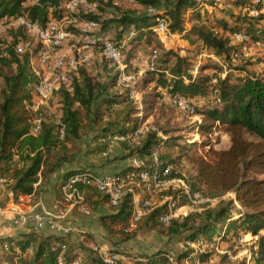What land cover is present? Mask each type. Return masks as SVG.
Masks as SVG:
<instances>
[{
	"label": "trees",
	"instance_id": "obj_1",
	"mask_svg": "<svg viewBox=\"0 0 264 264\" xmlns=\"http://www.w3.org/2000/svg\"><path fill=\"white\" fill-rule=\"evenodd\" d=\"M135 2L143 9L121 11L113 19H100L93 11L78 14L97 24L99 37L106 28L114 29L116 37L113 42L122 53L126 66L135 43L143 40L149 46L150 56L153 55L154 59L150 67L134 81V92L141 95L143 105H149L153 100L150 92H145L150 83H153L152 90L157 92L162 89V93L155 94L158 98L175 94L188 100H207L212 93V101L205 104L200 113L213 123L226 125L229 145L220 150L208 147L206 152L197 153L190 148L194 143H187L181 136L162 138L154 130L144 131L140 135L130 134L115 143L119 148L116 158L126 160L135 156L143 160V165L132 167L124 164L118 173H131L132 181L143 184L137 174L141 170L151 171L154 168L152 153L157 149L159 167L167 163L171 165L166 178L181 179L193 191L201 192L207 198L219 199L225 193L234 194L233 198L221 199L216 205L201 211L171 218L165 225L166 233L179 236L182 241L195 242L202 236L206 243H214L212 238L228 240V232L236 235L237 231L242 230L251 238L256 237L254 248L263 256L264 233L260 230L264 231V75L250 73L236 65H233V69L244 75H211L204 71L212 69L222 72V69L208 57H205V61L197 60V57L200 51L205 50L206 54L211 53L230 65L234 48L230 45L229 37L223 33L241 31L251 41L264 44V1H220L223 6L239 8L230 11L216 7L219 0H206L212 11L203 9L202 15L196 11V0ZM186 8L190 13L188 19L194 20L188 27L184 23ZM67 15L70 13L59 8L57 0H0V22L24 17L44 28L50 19ZM160 19L166 22L169 33H184L189 44L186 55L166 49L158 40L152 45V28ZM26 36V30L21 25L11 42L0 41V177L4 179V191L10 193L14 201L18 195H35L44 191L50 176L63 165L75 164L82 156L106 152L108 144L101 141L106 134L130 133L146 116L139 115L138 101L129 96V90L118 88V64L105 56L101 57L95 73L88 71L84 65L70 71L66 81L60 83L49 98L48 105L39 104L35 110H31L35 96L32 83L37 76L31 68L30 52L17 53L14 45ZM121 40L125 43L123 47ZM197 42L201 44L200 47L196 45ZM193 68H198V73H192ZM213 80L215 83L211 82ZM34 119H38V129L31 133ZM191 126H194V130L209 128L198 123ZM60 129L63 136L58 139ZM88 134L90 138L83 148L79 142ZM180 140L184 143H179ZM186 164L191 165L193 173L188 170L183 172ZM76 170L64 172L62 181ZM185 172L188 177H185ZM135 182L133 186L137 196L146 198V191L137 188ZM78 188L89 203L107 205L109 211L100 217L107 229L111 230L113 224L118 222V229L122 231L121 226L132 213L131 192H127L114 207L109 205L107 195L94 185L78 184ZM173 195L174 199L178 198V205L185 204L183 195H176V192ZM166 205L167 202H164L151 208L135 225L146 224L149 228L158 224L164 226L158 221V215ZM237 205L245 211L236 209ZM233 214L238 217H233ZM223 226L225 235L220 236L218 232ZM63 240L62 236L53 233L44 235L32 231L0 237V242L8 244V249L0 253V264H58L57 245ZM30 242L33 249L25 252ZM85 242L80 241L77 247L68 242L62 264H73L79 260L78 249L87 250ZM192 252L193 249L185 245V250L176 256L175 261L191 260L193 256L199 259L207 257L205 251H195L191 255ZM122 255L117 264H164L169 259L164 251L139 255L122 252ZM88 261L96 259L91 257Z\"/></svg>",
	"mask_w": 264,
	"mask_h": 264
},
{
	"label": "rangeland",
	"instance_id": "obj_2",
	"mask_svg": "<svg viewBox=\"0 0 264 264\" xmlns=\"http://www.w3.org/2000/svg\"><path fill=\"white\" fill-rule=\"evenodd\" d=\"M93 1L94 3H92ZM220 1L222 2V0H219V2L215 4L217 5L216 7H224L230 11H237L239 9H234L228 5L223 6ZM255 1L256 0H254V2ZM196 2V11L200 12L201 15L203 9H207L210 12L212 11V8L206 4V0H196ZM96 6L100 9L99 11ZM76 7L80 14L93 11V13H97L100 19L116 18L121 11L130 9H137L140 11L143 9L135 2V0H84V2L77 4ZM188 10L189 9L187 8L185 10L186 17L184 22L187 27L194 22V20L188 19L190 14ZM251 13L255 14L254 12ZM53 20L58 22V27L61 31H66L69 34L67 37L60 38L58 40V45H49L45 47L39 42L35 33L28 31H26V38H24V40H19L16 43H22L26 51H33V49L36 48L33 54V65L36 70L39 71L42 78L52 80L58 77L60 78L58 84L63 83L66 81L68 73L70 71H74L76 67L80 65H84L88 71L95 73L98 64L101 61V57L105 56L107 59L119 62V65L123 70L124 80L117 84L118 88L122 91L128 89L129 96H132L138 101L140 109L139 115H146L142 117L139 124H136L132 128L134 130V128L137 127L134 131L132 130L133 133L139 132L138 135H140L143 134L144 131L154 130L162 138L181 136L184 137L187 143H194V145L190 148L197 153L206 152L208 147H212L217 150L228 147L229 134L226 131V125L223 123H213L211 120L203 117L200 113L203 106L212 101V93L207 96V100H203L201 98L190 100L193 110L189 112L181 111L177 108V106H174L170 102L169 97L165 95H163L162 98H158L156 96L157 102L153 107V101L156 99L155 94L162 93V89H158L156 92L151 88L153 87V83H150L145 92H150L153 100L152 103H149V105H143L141 102V95L134 92V81H136L137 77L150 67V62L154 59L153 55L150 56L149 46L146 45L145 41L142 40L139 44H134L132 57L126 66L123 63L122 53L118 51L119 49H115V56H110L107 52L103 51V44L100 40H98L100 38L102 39V42H109L110 45L115 47L113 40L116 37V32L114 29L106 28V30L103 31L102 36L99 37V30L96 29L97 26L86 27L81 21L76 19L74 15L70 14L63 16L60 19L57 18ZM22 21L23 20L20 18L15 20L3 19V22H0V41H6L7 43L11 42L16 29L22 25ZM224 34L229 37L230 45L234 48V52H232L231 64L226 65L219 57L214 56L211 53L206 54V51L203 50L202 52L200 51L197 60L205 61V57H208L210 60L215 61L218 67L222 69V72H215L212 69L205 70L204 72H208L211 75L216 76H224L226 73H229L231 76H234L235 74L244 75V73H239L237 70L233 69V67H235L233 65H236L250 71V73L264 75V44L257 41L253 42L248 39V37H241V35H239L240 33H223V35ZM183 35L184 33H169L166 29H163L162 31L159 30L158 34L154 33L152 36V45L154 46L158 40L162 42L166 49H173L180 55H186L185 51L189 44ZM120 45L123 47L125 43L121 40ZM196 45L198 47L201 46L199 42H197ZM40 51L45 52L46 59L44 62L39 60L38 53ZM234 53L236 55H234ZM188 55L192 56L193 53H189ZM59 57L62 58V61L65 64L64 70H60L54 66L56 59ZM198 71V68L192 69V73L194 74L198 73ZM211 82L215 83V80ZM194 123H198V125H203L204 127L209 126V128L194 130V126H191ZM85 141L86 138H83L79 145L83 147ZM179 143L184 142L183 140H180ZM117 147L118 145L115 144V140H110L106 152L93 155V161H95L94 163L98 165L99 168H104L101 171L120 174L118 172L120 171L122 165H124V163L126 165L128 164V159L122 161L116 158L119 154ZM83 166L90 168L87 164H84ZM186 166L183 169V172L188 170L189 173H193L191 165L186 164ZM184 175L185 177H188L186 172ZM134 182L135 181L132 180L127 181L124 185V190L137 195L136 188L133 186ZM183 184L184 183L175 178L173 181H168L162 186H153L151 184L150 189L146 191L144 188L145 182H143V184L135 182L137 188L142 191H146V199L150 204L149 207L152 209L160 206L170 199H173V193L176 192V195H178L182 190ZM166 193H168V195H166ZM233 197L234 194L229 192L225 193L219 199L207 198L199 192L198 197L191 200L186 199L185 204L181 205L179 208L177 215H185L190 212L201 211L205 208L216 205V203L221 199H229ZM85 201L89 207L88 214L80 212L77 207H72V209L77 210L79 214L84 216H89L91 214L95 216L98 212L107 213L109 211L106 205L104 206L105 208L102 209L98 208L96 203H89L87 199H85ZM175 203H178V200H176ZM1 204L2 203H0V206H2ZM236 209L241 211L244 210L238 205L236 206ZM232 216L235 218L238 217L234 214ZM119 225L120 224L118 222L114 223L112 229H106V235L101 236L99 239L87 236L89 237L85 242L87 250L81 249V251H79L81 257L79 260H81V262L79 260H77V262L79 264H85L89 258L95 257L96 254L92 251V246L96 244L101 246L106 245L113 249H117L120 252L135 253L138 255L140 253L164 251L167 252L168 258H170L168 259V262H165L164 264H246L252 254L257 251V249L254 248V239L256 237L251 238L248 233L241 230L237 231L236 235H232L231 232H228V236L230 238L228 240H220V238L217 237L212 238L215 241L214 243H206L204 241V237L200 236L198 238V242L193 245H189L193 249L191 255L195 254V251H205L207 253V257L199 259L193 256L194 258L191 260L185 259L176 262V256L185 250V241H182L179 236L168 235L166 233L165 225L163 226L158 224V226L149 228L146 224H137L127 234L119 231ZM224 232L225 226H223L218 233H220V236H223L225 235ZM260 232L264 233L263 230H260ZM206 246L207 249L205 248ZM160 262L161 261L159 260L158 263Z\"/></svg>",
	"mask_w": 264,
	"mask_h": 264
},
{
	"label": "built area",
	"instance_id": "obj_3",
	"mask_svg": "<svg viewBox=\"0 0 264 264\" xmlns=\"http://www.w3.org/2000/svg\"><path fill=\"white\" fill-rule=\"evenodd\" d=\"M84 2V0H57V5L59 8H63L67 11V13H70L75 16L76 19L82 22V24L86 27H95L97 24L92 21L85 20L81 18L78 14L77 4ZM22 19V25L24 29L28 32H33L36 34V36L39 39V42L44 45L45 47L49 45L56 46L59 44V39L62 37H67L69 34L66 31H61L58 27V22H56L53 19H50L44 28H41L36 22L29 21L28 19L24 17H19ZM166 29V22L164 19L158 20L156 25L152 28V31L155 34H158L159 30ZM240 33L241 37L246 38V35H244L241 31L234 32V34ZM104 38V37H103ZM103 44V51L107 52L110 56H115V49L117 50V46L110 45L109 42L103 41L102 39H98ZM25 48L22 43H18L15 45V51L17 53L24 52ZM26 51V50H25ZM30 52V64L31 61H33V54L34 52L31 50H28ZM119 51V50H118ZM155 53V50L153 51ZM236 55V54H234ZM39 60L41 62H44L46 59L45 52H39L38 53ZM113 58V57H111ZM112 60V59H111ZM119 65V62L114 61ZM56 68L60 70H64L65 64L62 61V58L59 57L56 59L55 65ZM125 66V65H124ZM32 71L37 76V80L32 83V91L36 97L39 98V103L42 105H48V100L53 94V92L58 88L59 86V80L60 78L56 77L52 80H48L45 78H42L39 74V71L36 70L33 63L31 64ZM118 74H117V84L124 80L123 76V70L121 69V66H118ZM125 83V82H124ZM132 97V96H131ZM170 102L177 106L181 111H192L193 106L190 100L186 99L185 97H182L180 95H172L169 97ZM31 110H35L33 106H30ZM139 124V123H137ZM137 128V127H136ZM134 128V130L136 129ZM38 129V119H34L32 121V126L30 128L31 133H35ZM133 130V129H132ZM131 130L130 133H109L106 134L101 141L103 143H109L110 140H115V143L117 141H120L128 135H136L139 134V132L133 133ZM63 136V130L60 129L58 132V139H60ZM104 153V152H103ZM153 161L155 163L154 168L151 171H145L141 170L137 175L139 179L143 182H145L144 188L145 190H149L151 187V184L153 186H162L166 184L168 181H173V179L166 178L167 174L171 170V165L169 163L165 164L163 167H159L158 161H157V149H155L152 153ZM132 167H140L143 165V160L132 156L128 158V164ZM77 170L75 172L70 173L60 184L59 187V195L56 197V199L52 203V208L56 210V213H51L43 204H37L33 203L32 206L29 209L16 212L15 214L10 217L9 224L10 228L12 229V235H0V237L3 236H17L18 232H21L22 230H31L32 232H39V231H46L47 233H53L58 236L63 237V241H61L57 245V262L58 264H62L63 255L67 250L68 242L72 234L75 232L74 228L67 225L64 217L65 212L70 207H77V209L84 213H89V207L86 204L85 197L81 193V191L78 188V184L83 185H94L97 190H99L102 193H105L108 197V203L111 206H117L120 202V200L123 198V196L130 191L124 190V185L127 181L132 180L133 174L126 173V174H117V173H107V174H98L94 172L91 168L87 167H80L76 168ZM3 177H0V185L3 184ZM180 180L183 184L182 190L180 191V194L184 196L185 199L191 200L199 196V193L196 191H193L190 185L187 182H184L181 179ZM22 195L17 196V201L21 200ZM177 199H170L167 201L166 208L163 209L160 214L158 215V221L164 225H167L171 218L177 216L178 210L181 207V205H177L175 203ZM149 203L146 198H139L137 195L132 196L131 206H132V213L128 220L121 226V230L123 232H129L136 224V222L149 210ZM4 214L3 207L0 206V216ZM78 239L79 242H83L87 240V234L83 231H78ZM195 242H189L185 241V245H193ZM8 244L6 242H0V253L2 250H7ZM33 249V243L30 242L26 248L25 252H31ZM92 251L95 252V259L96 261H87L85 264H117V261L123 257L122 252L118 251L117 249H113L111 247H108L106 245H93ZM18 252V250H17ZM170 259V258H169ZM73 264H79L76 261L73 262ZM246 264H264V255L258 253V251H255V253L252 254L250 259L247 261Z\"/></svg>",
	"mask_w": 264,
	"mask_h": 264
},
{
	"label": "crops",
	"instance_id": "obj_4",
	"mask_svg": "<svg viewBox=\"0 0 264 264\" xmlns=\"http://www.w3.org/2000/svg\"><path fill=\"white\" fill-rule=\"evenodd\" d=\"M32 63L33 61H31V64ZM38 103H39V98L34 96V104L32 105L33 108L39 105ZM85 138L86 141H88L90 138V134H88ZM117 149L119 150L118 147ZM93 155L96 154H89L86 156H82V158L75 164L63 165L54 174L50 176L48 182L45 184L44 191L38 192L35 195H22L20 201L17 200L14 201L12 199V195L4 191L3 187L0 185V200H1L0 203H2L1 207H3V212H4V214L0 216V235H7V234L12 235L13 231L10 228L8 219L12 217V215L15 214L16 212L29 209L33 203L43 204L51 213L55 214L56 210L52 208V203L56 199V197H58L59 185L62 181L64 172H66L67 170L80 168L84 164H87L94 172L98 174H107V173L110 174V172L101 171L104 168L101 169L98 167V165L94 163L95 161H93L94 159ZM96 206L102 209L105 208L104 207L105 204L103 203H98ZM102 214L105 213L98 212L95 216L93 214L89 216L87 215L84 216L79 214L77 210H73L71 207L67 209V211L65 212L64 220L66 224L73 227L75 231L70 237L69 243H71L74 247L78 246L79 239H78V232L76 230L83 231L88 236H91L92 238L94 237L96 239H99L101 236H105L107 228L100 221V217ZM30 231L31 230H27V231L22 230L21 232H30ZM21 232H18V234ZM38 233L44 235L47 234V232L44 230L43 231L41 230ZM78 251H81V249H78Z\"/></svg>",
	"mask_w": 264,
	"mask_h": 264
},
{
	"label": "water",
	"instance_id": "obj_5",
	"mask_svg": "<svg viewBox=\"0 0 264 264\" xmlns=\"http://www.w3.org/2000/svg\"><path fill=\"white\" fill-rule=\"evenodd\" d=\"M237 191H238V190H237ZM237 191H236V192H237Z\"/></svg>",
	"mask_w": 264,
	"mask_h": 264
}]
</instances>
